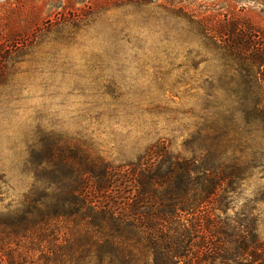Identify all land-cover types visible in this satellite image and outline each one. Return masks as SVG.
Masks as SVG:
<instances>
[{
  "label": "rangeland",
  "instance_id": "obj_1",
  "mask_svg": "<svg viewBox=\"0 0 264 264\" xmlns=\"http://www.w3.org/2000/svg\"><path fill=\"white\" fill-rule=\"evenodd\" d=\"M225 16L264 27V0H0V214L38 186L46 146L126 167L162 146L202 161L215 136L248 166L227 214L251 208L264 238V133H215L231 102L195 26Z\"/></svg>",
  "mask_w": 264,
  "mask_h": 264
},
{
  "label": "trees",
  "instance_id": "obj_2",
  "mask_svg": "<svg viewBox=\"0 0 264 264\" xmlns=\"http://www.w3.org/2000/svg\"><path fill=\"white\" fill-rule=\"evenodd\" d=\"M195 24L222 61L231 102L215 133L233 131L234 118L248 135L264 133V27L239 16ZM217 139L202 161L162 146L126 167L46 146L38 186L0 214V264H264L258 217L249 207L227 214L247 163L226 166Z\"/></svg>",
  "mask_w": 264,
  "mask_h": 264
}]
</instances>
